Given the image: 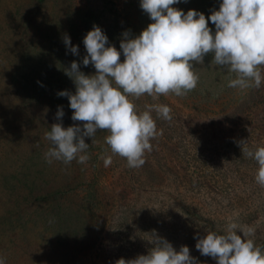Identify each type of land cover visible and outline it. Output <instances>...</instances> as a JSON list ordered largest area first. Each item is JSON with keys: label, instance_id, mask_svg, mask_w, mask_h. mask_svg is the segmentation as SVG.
Masks as SVG:
<instances>
[{"label": "rangeland", "instance_id": "obj_1", "mask_svg": "<svg viewBox=\"0 0 264 264\" xmlns=\"http://www.w3.org/2000/svg\"><path fill=\"white\" fill-rule=\"evenodd\" d=\"M222 0H181L185 14L210 17ZM153 21L141 0H0V257L6 264H116L147 255L155 238L179 252L190 249L196 264H217L196 249L208 231L227 233L231 223L254 230L249 237L264 251V187L255 180L258 164L243 155L264 147V79L259 88H229L234 73L205 57L195 65L199 83L186 96L134 99L140 112L171 108L172 121L151 111L160 133L151 140L145 164L128 166L98 131L86 164L53 161L45 134L71 119L74 81L71 63L85 75L92 65L87 33L99 26L107 46L121 51L124 33L138 37ZM208 26L215 33V25ZM68 36L79 55L64 43ZM264 77V69H262ZM62 107L65 115L56 119ZM112 157L104 166L102 157ZM237 234H241L239 230Z\"/></svg>", "mask_w": 264, "mask_h": 264}, {"label": "clouds", "instance_id": "obj_2", "mask_svg": "<svg viewBox=\"0 0 264 264\" xmlns=\"http://www.w3.org/2000/svg\"><path fill=\"white\" fill-rule=\"evenodd\" d=\"M180 2L141 0L142 10L153 23L136 38L124 33L120 43L123 62L121 51L107 46L108 37L99 26L94 25L87 33L83 40L87 55L82 63L85 67L92 65L96 73L85 75L80 64L73 61L65 74L74 81L75 94L58 93L69 99L71 119L82 122V127L65 128L62 123L51 126L45 134L52 145L45 154L49 164H70L73 160L86 164L90 157L83 153L90 145L85 137L95 143L96 133L106 131L109 135L105 142L111 152L125 158L131 168L142 167L146 152L153 148L150 141L160 134L151 111L169 122L173 117L167 105H154L140 112L134 99L145 95L153 99L186 96L199 83L194 66L202 65L208 55L213 57L212 64L235 74L229 88L244 91L260 87L264 79V0H222L219 10H213L210 17L195 10L185 14L173 7ZM209 20L215 25V33L208 26ZM64 43L72 54L79 55L78 46H72L67 35ZM64 115L60 107L56 119L62 120ZM240 143L243 155L257 162L255 180L264 187V147L253 152L247 149L246 141ZM102 159L105 167L113 162L111 156ZM238 230L241 234H237ZM254 234L251 228L245 230L231 223L224 235L208 231L204 238H198L196 249L217 264H264V251L249 238ZM153 245L147 255L131 260L121 258L116 264H196L187 246L177 252L171 243L159 237ZM0 264H6L3 257Z\"/></svg>", "mask_w": 264, "mask_h": 264}]
</instances>
